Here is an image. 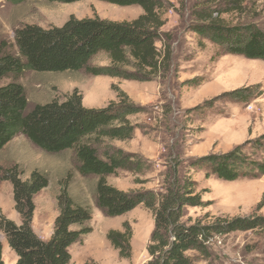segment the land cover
<instances>
[{"label":"rangeland","instance_id":"1","mask_svg":"<svg viewBox=\"0 0 264 264\" xmlns=\"http://www.w3.org/2000/svg\"><path fill=\"white\" fill-rule=\"evenodd\" d=\"M160 11L165 24L161 31L172 50L171 69L150 81L125 80L109 76H93L85 70L77 72L27 71L19 82L28 96V108L52 99L64 100L74 92L83 97L86 107H105L116 100L114 86L125 91L132 101L143 108L130 116L136 126L134 135L125 141H105L98 146L102 153L108 147L120 148L136 154L146 163L141 173L119 170L107 177L109 184L124 190L150 189L164 192L170 168L179 163L178 172L184 174L190 162L198 157L227 153L239 145L252 158L263 157L252 150L251 141L264 136V93L249 103L233 100V91L260 86L264 90V61L238 55H219L218 48L208 40L199 44L192 26L198 22L201 10L215 11L214 17L230 25L254 24L264 30V0H243L240 9L222 0H162ZM97 14L112 21H131L143 13L138 5L119 6L99 0L73 3L44 0L12 4L0 0V40L5 39L15 49V30L25 24L47 28L62 26L74 15L77 18ZM164 41V40H162ZM158 41V47H162ZM92 66L110 65L107 54L96 55ZM10 79L0 80V86ZM211 102L212 108H208ZM72 150L52 154L31 143L24 135H17L0 151V174L17 168L26 179L35 169L49 179L47 188L34 197L33 229L43 240H48L58 215L57 196L62 183L69 177V191L77 202L92 208L90 225L93 231L83 243L70 247L73 264H145L149 259L147 246L155 228L152 213L143 205L122 216L107 217L96 206L95 190L98 177L82 176L76 166ZM198 190L206 207H188L184 220L210 222L216 217L233 218L250 215L264 217V175L224 181L215 175L205 177L203 171L194 173ZM0 210L9 219L20 223L15 210L12 184L0 181ZM128 223L133 232V256L120 259L107 239L111 229L123 230ZM5 264H15L17 255L0 231ZM195 264H264V232L238 231L215 237L209 245L207 258L190 251Z\"/></svg>","mask_w":264,"mask_h":264},{"label":"trees","instance_id":"2","mask_svg":"<svg viewBox=\"0 0 264 264\" xmlns=\"http://www.w3.org/2000/svg\"><path fill=\"white\" fill-rule=\"evenodd\" d=\"M21 4L37 0H6ZM73 3L81 0H44ZM119 6L138 5L143 13L131 21H112L99 17L77 18L71 15L62 26L41 27L25 24L15 30V49L7 40H0V80L10 79L0 86V151L17 135H24L45 152L56 154L72 150L78 172L97 176L95 200L97 208L107 217L125 215L143 205L153 215L155 228L147 246L149 259L145 264H195L189 252L207 258L209 245L215 237L238 231L264 232V217H216L210 222L184 220L188 207H206L194 173L203 171L206 178L217 176L224 181L258 178L264 175V136L251 141L260 159L252 158L239 145L227 153L207 154L193 159L184 174L176 163L170 168L164 192L150 189L124 191L108 183L107 177L119 170L141 173L147 166L136 154L108 147L102 153L98 146L105 141H125L133 137L136 126L130 116L143 111L129 95L114 86L117 97L105 107H86L82 95L74 91L64 100L52 99L36 104L29 110L28 96L19 79L27 72H77L85 70L93 76H109L125 80L150 81L171 69L172 50L161 31L165 22L160 11L162 0H99ZM243 0H222L240 9ZM215 11L201 10L191 28L199 44L208 40L218 48L217 54L238 55L264 61V30L254 24L230 25ZM164 40V41H162ZM162 41V47L157 42ZM106 53L110 65L92 66V59ZM262 87H244L231 92L233 100L249 103L263 95ZM210 104L208 108H212ZM12 184L15 210L20 223L9 219L0 210V231L17 255L15 264H73L70 247L83 243L93 231L90 222L92 208L77 202L69 191V177L57 196L58 215L48 240L41 239L33 229L34 197L49 185L47 175L37 169L26 179L17 168L0 174V181ZM133 232L126 222L123 230L111 229L107 239L120 259L133 256ZM0 264L3 243L0 241ZM83 264H91L84 262Z\"/></svg>","mask_w":264,"mask_h":264},{"label":"crops","instance_id":"3","mask_svg":"<svg viewBox=\"0 0 264 264\" xmlns=\"http://www.w3.org/2000/svg\"><path fill=\"white\" fill-rule=\"evenodd\" d=\"M52 235V234H51Z\"/></svg>","mask_w":264,"mask_h":264}]
</instances>
